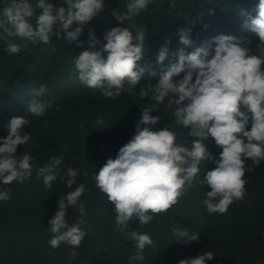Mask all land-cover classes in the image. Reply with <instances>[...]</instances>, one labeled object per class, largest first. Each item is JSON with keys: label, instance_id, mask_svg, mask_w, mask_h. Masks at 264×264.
Here are the masks:
<instances>
[{"label": "clouds", "instance_id": "1", "mask_svg": "<svg viewBox=\"0 0 264 264\" xmlns=\"http://www.w3.org/2000/svg\"><path fill=\"white\" fill-rule=\"evenodd\" d=\"M64 6H57L49 0H7L0 11V36L7 42L5 51L17 54L28 43L51 45V38L61 37L69 44L79 41L83 26L103 9V0H63ZM150 0H130L123 14L113 10V17L128 22L145 10ZM172 7L175 8L174 0ZM42 10L36 16V10ZM255 15L247 11L240 13L241 27L258 38L255 53L249 47L251 40L233 35L220 34L213 38L214 50L205 41L200 47L186 53L185 48L177 52V61L167 67L163 62L168 55V44L159 49L157 63L162 65L159 72L151 71L149 79L159 78L156 83L140 87L135 95L143 100L150 98L152 103L143 106L141 119L137 122L133 137L122 146L116 157L106 163L93 175L96 187L106 194L114 205L117 229L128 228L131 220L138 218L141 225H147L154 215L167 213L178 203L186 190L193 186L205 185L210 188L203 205L208 213L223 214L234 201L247 196L245 172L254 171L264 161V0L256 5ZM209 15L214 14L209 9ZM200 15H203L201 13ZM36 17L35 26L30 22ZM76 25L73 30V25ZM208 26L205 25V28ZM179 43L191 47V27L179 30ZM24 43H16L15 40ZM100 50H94L100 41L90 32L88 49L75 57L74 65L78 79L84 86L100 89L106 98H118L122 92H132L140 84L147 66L138 62L144 55L145 31L138 29L135 37L128 27H114L104 35ZM43 52H56V48L42 49ZM106 54V55H105ZM183 73V77H180ZM125 82L128 87H125ZM48 91L46 84L34 90L25 111L43 117L52 109L54 99L40 100ZM151 93V96L149 94ZM167 100V106H174L175 123L190 128L189 136L195 137L191 148L177 143V135L169 128L153 131L141 125H155L159 116L151 115L154 109ZM56 111H61L59 104ZM242 108L244 110H242ZM251 120L250 130H246ZM104 121L98 117L97 125ZM29 121L23 116H13L6 125L8 135L0 138V183H24L32 176L33 157L28 152L17 155L18 146L26 145L31 139L23 128ZM212 139L222 149L219 159L207 149L205 141ZM62 157L52 156L44 167L37 168V177L43 178L45 188H52L53 182H66L73 189L78 174L89 175L85 169L67 167L61 175L57 169ZM252 161L253 167L245 162ZM214 161L216 167L206 170L203 179L199 178L200 165ZM87 186L79 184L58 200V210L49 220L53 234L48 244L58 248L62 243L72 246L70 257H76L87 230L82 228L86 214L81 197ZM10 189L0 190V201L11 199ZM78 209L79 218L72 224L66 223L68 208ZM174 242L189 243L200 239L198 234L175 223ZM128 239L134 242L136 255L131 260L142 261L146 247L153 246L147 232L131 230ZM212 251L195 257L185 258L178 264H207L214 258Z\"/></svg>", "mask_w": 264, "mask_h": 264}, {"label": "trees", "instance_id": "2", "mask_svg": "<svg viewBox=\"0 0 264 264\" xmlns=\"http://www.w3.org/2000/svg\"><path fill=\"white\" fill-rule=\"evenodd\" d=\"M51 2L66 7L63 0ZM129 2L130 0H105L104 4L110 6L111 29L128 27L135 37L137 30L144 28V55L138 63L142 67L147 66V70L136 88L154 85L158 80L159 74L149 79V73L159 72L162 67L157 63V55L166 41L170 43L163 67L177 61V52L182 47L186 53H190L207 41L211 46L210 51L214 50L213 38L220 34L246 37L251 42L258 40L242 29L240 13L244 10L255 15L254 9L259 0H174L175 8L172 7V0H150L148 7L129 22L117 21L112 15L113 10H119L123 14ZM6 3L7 0H0V11ZM209 9L214 10L213 15L208 14ZM41 11L37 9L35 15H40ZM102 14L103 9L83 26L78 38L83 42L81 46H77V42L69 44L62 37L57 39L53 36L51 45L28 43L21 52L9 54L5 51L7 42L0 36V132L7 130L6 125L13 116H23L27 120L34 116L25 109L34 98V90H38L41 84H46L48 91L35 98L54 99L55 104L48 110L53 114L56 113L55 105L61 106L62 110L57 111L49 122V129L67 155L73 158L72 161L89 169L93 191L91 197L86 195L81 199L86 209L82 228L87 230V235L79 248L75 249L78 255L67 262L61 255L64 243L58 248H52L48 244L53 235L49 230V220L58 210V203L42 211L29 204L33 199L29 197L40 183L37 168L48 163L40 143L29 142L19 154L26 151L33 157L31 179L24 183L5 185L6 189L11 190V199L7 203L0 201V264H130L129 257L136 255V250L129 252V247L126 251L130 254H127L117 246L105 242L97 221H92L89 215L94 200L102 199V192L96 187L93 175L107 159H114L119 149L133 137L143 106L152 103L150 99L141 100L138 95H131L127 91L113 100L106 99L100 89L89 88L80 83L74 60L88 49L90 32L100 41L94 50H100L102 44L106 43ZM30 22L35 26L36 17L33 16ZM205 25L208 27L205 28ZM75 26L74 24L69 30H73ZM186 27H191V47L179 43V30ZM14 42L24 43L18 39ZM51 46L56 48V52L42 51ZM125 87H128L126 82ZM138 91L140 89L134 92ZM157 107L159 109H154L151 115L159 116V122L141 127L146 126L153 131L169 128L176 133L178 144L191 148L192 141L196 138L188 135L190 128H183L175 123L174 106L169 108L165 100ZM98 117L103 119V125L96 124ZM250 128L251 120L246 130ZM205 144L218 160L222 149L214 140L209 139ZM245 164L246 168L253 167L251 160H247ZM215 167L214 161L202 163L199 178L203 179L206 170ZM244 178L248 181L245 186L247 196L243 200L234 201L223 214L208 213L202 202L210 188L194 182L167 213L154 215L147 225H141L139 219L135 218L129 222L128 228L123 229L124 235H121L128 245L132 242L128 239L131 230L147 232L153 240V246L146 247L143 254L146 260H151V264H178L181 259L195 257L202 239L209 237H212L213 243H209L207 250L212 251L215 256L207 264H264V161L254 167V171H246ZM104 202L103 199L100 204ZM77 211L68 208L66 223L72 224L79 218ZM175 223L198 234L200 239L189 243L174 242Z\"/></svg>", "mask_w": 264, "mask_h": 264}, {"label": "rangeland", "instance_id": "3", "mask_svg": "<svg viewBox=\"0 0 264 264\" xmlns=\"http://www.w3.org/2000/svg\"><path fill=\"white\" fill-rule=\"evenodd\" d=\"M29 2L35 3V0H29ZM49 2L52 3L51 0H49ZM104 3H105V0H103L104 6H103L102 16H103V20H104V31L107 32L108 30H111V10H110V6L105 5ZM256 39H258V38H256ZM257 43H258V40L252 41L251 44L249 45V47L253 49L254 54H258V53H255V45ZM210 49H211V46H210ZM182 77H183V73H181L179 78H182ZM142 86L143 85H141L140 87H142ZM139 89L140 88L137 87L136 89H134V91H137ZM134 91H132V92H134ZM135 93H139V91L134 92V93L130 92L131 95H134ZM149 96H151V93L149 94ZM106 99L113 100V98H106ZM145 99L149 100L150 98H145ZM56 113H58V112L56 111ZM56 113L53 114V113H50L47 111L43 117L32 116L30 120L28 119L29 124L24 126L23 132L29 133L31 135V139L29 140V142L38 141L40 143V145L43 148V152H45V154H46V159L48 160L47 161L48 163L50 162V157H52V156H57V157L63 158L60 168L57 169V171L61 175H63V172L66 170L67 167L79 169L81 172H83L85 169L88 171L89 170L88 168L82 167V166L78 165L76 162L72 161L73 158L71 156L67 155V153L65 152L63 147L60 146L59 142L57 141L56 137L54 136V133H52V131H50V129H49L50 123L49 122L54 118V115ZM7 135H8L7 130L4 132L3 131L0 132V138H1V136L6 137ZM211 140L212 139H210V141ZM208 141L209 140L205 141L204 143H206ZM29 142L24 146L23 145L18 146L17 155H19V153L24 148L27 147ZM88 173H89V171H88ZM81 183H83L87 186V190H86L85 194L81 197V199H84V197L86 195H90V197H91L93 191L91 190L90 173L87 177H85L81 174H78L76 177V180H75V184L73 185V189H68L66 182L62 183V182H60V180L54 181L52 188H45V186L43 185V178L41 177L40 183L38 184L37 189L35 188L34 193L29 197V199L33 198L29 204L32 205L33 207L38 208V211H42L43 209L45 210V209H47L53 205H56L61 196H65L68 191L74 190V188L77 187ZM4 189H6V186L3 185L2 183H0V190H4ZM100 196L102 197V199H99V200L95 199L94 200V205L91 207L92 211H90V214H89L90 219L92 221L93 220L97 221V224L99 225L100 230H101L100 234L103 235L102 237H103L105 242L111 243V244L117 246L120 251L127 252V254H130L129 252H135L134 250H136V249L134 247V242H131L130 244L127 245L126 241L124 240L123 236L121 235V234H123V229L122 230L117 229V226L115 224L116 214L114 211V205H112L108 201L106 194L102 193V194H100ZM103 199L105 200V202L103 204H100ZM216 220H214V221L216 222ZM211 241L213 243L212 237H209L207 239L206 238L202 239L201 243L199 244V246L197 248L196 256L199 254H203L204 252H207L208 251L207 247L209 246V243ZM126 248H128L129 252L126 251ZM72 251H73L72 246L64 244V246L61 250V255L63 256L62 259L66 260L67 262H70V259L72 258V257H70V253ZM128 262H130V264H151V260H149V259L146 260L145 258L142 261L129 259ZM67 264H69V263H67Z\"/></svg>", "mask_w": 264, "mask_h": 264}]
</instances>
